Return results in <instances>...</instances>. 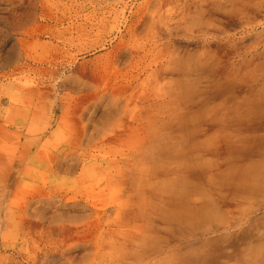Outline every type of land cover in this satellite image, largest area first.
I'll list each match as a JSON object with an SVG mask.
<instances>
[{"label": "rangeland", "instance_id": "rangeland-1", "mask_svg": "<svg viewBox=\"0 0 264 264\" xmlns=\"http://www.w3.org/2000/svg\"><path fill=\"white\" fill-rule=\"evenodd\" d=\"M0 264H264V0H0Z\"/></svg>", "mask_w": 264, "mask_h": 264}, {"label": "bare ground", "instance_id": "bare-ground-1", "mask_svg": "<svg viewBox=\"0 0 264 264\" xmlns=\"http://www.w3.org/2000/svg\"><path fill=\"white\" fill-rule=\"evenodd\" d=\"M109 115H110V112H109V114L108 113L104 114L103 117H102V119L101 120H98L97 124L95 125L96 132L99 130L100 124H101L102 120H104Z\"/></svg>", "mask_w": 264, "mask_h": 264}]
</instances>
